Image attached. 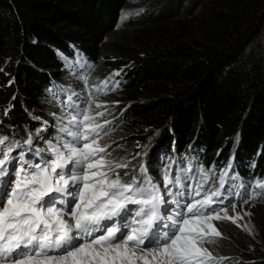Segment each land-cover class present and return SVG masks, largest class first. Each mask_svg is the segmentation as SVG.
Listing matches in <instances>:
<instances>
[{
	"label": "trees",
	"instance_id": "obj_1",
	"mask_svg": "<svg viewBox=\"0 0 264 264\" xmlns=\"http://www.w3.org/2000/svg\"><path fill=\"white\" fill-rule=\"evenodd\" d=\"M126 1L0 0V132L22 139L32 131L43 146L40 137L54 132L46 128L36 140L41 125L33 117L58 116L63 90L106 95L99 101L121 109L125 128L114 141L117 160L131 162L122 177L143 163L160 180L173 158L215 165L217 175L231 162L229 174L251 193V183L264 182V45L256 41L262 0H205L204 21H191L193 6L166 20L142 14L126 24L133 35L110 37ZM150 137L146 155H137ZM239 237L220 240L243 247ZM250 244L243 264H264V233Z\"/></svg>",
	"mask_w": 264,
	"mask_h": 264
},
{
	"label": "snow or ice",
	"instance_id": "obj_2",
	"mask_svg": "<svg viewBox=\"0 0 264 264\" xmlns=\"http://www.w3.org/2000/svg\"><path fill=\"white\" fill-rule=\"evenodd\" d=\"M65 91L59 127L40 137L43 146L32 131L22 139L0 132V264H212L205 245L221 236L213 221L241 218L229 215L236 203L213 207L233 195L228 180L240 179L229 176L231 162L218 181L215 165L195 158L163 165L162 186L143 163L125 179L119 170L131 162L110 159L111 146L100 143L104 113L93 114L91 95L81 107L79 94Z\"/></svg>",
	"mask_w": 264,
	"mask_h": 264
},
{
	"label": "rangeland",
	"instance_id": "obj_3",
	"mask_svg": "<svg viewBox=\"0 0 264 264\" xmlns=\"http://www.w3.org/2000/svg\"><path fill=\"white\" fill-rule=\"evenodd\" d=\"M202 1L203 0L201 1L200 0H127L120 13L117 26L111 32L110 37L126 38L128 36L133 35L134 30L127 28L126 24L129 22L133 23L139 15L149 14V16L155 17V15L159 13L160 16H162L164 20H166L169 17L175 16L176 8L178 10V9H182L183 7L193 6L194 12L191 21H200V20L204 21L205 6L203 3H205V0L203 2ZM262 3H263L262 6H264V0H262ZM262 10L263 11L258 12V14H260L259 16L264 15V8ZM171 11H175V13H170ZM125 14H127V18L122 19V17ZM260 19L261 20L259 24L262 30L260 34L256 37V41L257 43L264 45V17ZM176 20L179 19L173 18V21ZM94 74H95L94 69H92L90 72V76L93 77ZM98 80H95L94 84H96ZM63 83L67 84L65 81H63ZM69 87H73V86H69ZM78 92L84 93L79 89ZM89 95L90 93L88 92L84 94L85 97H88ZM105 97L106 95L92 97L94 100L93 104L95 103V109L97 111L95 112L104 113L102 117H97L99 123L101 124L109 123L105 132L102 133V139L100 140V143L102 145H110L111 147L108 148V152L111 154L109 158L117 160V158L115 157L116 145H114V141L116 140V138L121 136V132H124L125 128L122 127L123 120L120 119L121 109L117 108L112 111L106 110L107 107H109V104L106 101L104 102L99 101L100 99H104ZM79 102H81L82 107L86 106V103L82 101ZM97 103L100 104L101 107L96 108ZM63 112L64 109H62V112H60L58 116H55L54 119L40 118L41 120L36 119V121L37 123H39V125H41V127L43 126V122L46 121L47 129H48L47 131H52L55 134L57 128L59 127V121L57 117L63 115ZM116 115L117 117H115ZM50 116H52V114H50ZM48 136H50V133ZM151 139L152 138L150 137L147 142L141 143V145L137 150L139 151L138 153L148 152V149H150L153 143ZM36 140L40 141L38 136ZM136 154L137 153H135L134 156H136L135 158L137 160L139 157H137ZM255 182L256 181L253 182L251 192L255 190L258 191L259 189L258 187H254ZM238 192L244 194L243 191L237 190L236 193ZM236 193L233 195V198L235 200L232 199L231 201H229V203L224 202L223 204L220 205H213V207H228L230 203H236L237 206L235 212H233L231 208H229V215L232 216L233 218L239 215L241 218L236 220L235 223H233L232 220L213 221L214 226L219 230L221 236L215 237L214 243L205 245L211 251L213 257L215 258L212 261V264H243L247 261V259L245 258V253L249 252V249L252 248L251 244L248 246L249 248L246 246V244L249 242H254L257 244L261 243V238L264 233V196L258 195L256 198H251L250 195L247 194L245 197L249 198V202L243 203L242 198L244 197H240L239 195H236ZM245 213H249V215H245ZM236 233L241 237L240 240L244 245L243 247L237 245L235 246L233 244L226 245L224 244L225 243L224 241L220 240V238H223V240L224 239L229 240L228 239L229 234L232 235ZM246 247L248 248V250Z\"/></svg>",
	"mask_w": 264,
	"mask_h": 264
}]
</instances>
